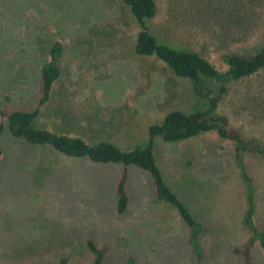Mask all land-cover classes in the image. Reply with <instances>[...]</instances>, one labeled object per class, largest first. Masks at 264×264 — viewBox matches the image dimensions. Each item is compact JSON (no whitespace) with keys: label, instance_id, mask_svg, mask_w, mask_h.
<instances>
[{"label":"rangeland","instance_id":"rangeland-1","mask_svg":"<svg viewBox=\"0 0 264 264\" xmlns=\"http://www.w3.org/2000/svg\"><path fill=\"white\" fill-rule=\"evenodd\" d=\"M244 0H156L147 20L160 42L193 49L218 69L223 52L248 55L264 45L262 19L237 24ZM138 24L123 0H0V104L5 113L31 110L41 95L40 68L54 40L63 44L61 75L34 126L107 139L122 149L146 145L149 125L171 110L192 111L198 101L189 79L154 56L134 51ZM219 106L243 138L264 139V68L226 82ZM0 264H92L87 240L106 243L100 264H245L232 250L249 243L244 223L247 188L233 145L215 131L178 142L156 138L154 155L165 182L201 223L202 256L188 243L176 211L155 197L147 171L128 167L129 204L117 212L120 163L66 156L48 145L14 137L0 116ZM254 220L264 232V154H247ZM254 264L264 248L250 244Z\"/></svg>","mask_w":264,"mask_h":264},{"label":"trees","instance_id":"trees-1","mask_svg":"<svg viewBox=\"0 0 264 264\" xmlns=\"http://www.w3.org/2000/svg\"><path fill=\"white\" fill-rule=\"evenodd\" d=\"M123 1L139 27L134 42L135 53L145 57L154 56L164 62L175 75L189 79L201 105L189 112L176 109L166 113L160 123L149 125L148 143L135 145L130 149H122L107 139L90 143L79 135L36 127L33 124L34 120L40 114L41 108L51 99L54 84L61 75L60 57L63 52V44L59 40H54L48 48L47 60L40 68L41 95L37 106L31 110L15 109L5 113L0 104V116L6 118L11 134L27 143L48 145L66 156L85 157L95 163H120L123 168L116 184L118 213H123L129 204L128 167L135 166L147 171L153 179L156 199L172 207L187 226L188 243L197 258L202 256L200 243L202 225L165 182L161 169L156 163L154 144L156 138H160L164 142H178L203 132L215 131L221 138L232 143L235 166L247 188V209L243 219L251 236L248 244L236 246L232 251L241 254L245 264H254L249 247L252 242L257 241L264 248V232L259 230L253 217V193L251 178L245 169V156L247 154H264V139L243 138L238 130L231 126L228 118L219 112V106L228 93L226 82L243 79L264 68V45L248 55L235 51L223 52L221 61L226 67L218 69L197 50L173 47L158 41L147 25V20L154 17L157 12L156 0ZM256 2L258 0H244L243 4L245 7L249 6V11L239 8L234 14L237 24H250V35L254 33L252 32L254 24L262 19V14L253 9ZM260 6L263 8L264 0H261ZM3 130L4 123L0 122V135ZM2 154L3 150L0 146V164ZM86 244L94 254L92 264H100L105 257L107 244H95L91 240H87ZM67 261V257H61L56 264H67ZM125 264H138V262L133 255H128Z\"/></svg>","mask_w":264,"mask_h":264}]
</instances>
